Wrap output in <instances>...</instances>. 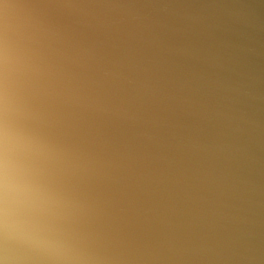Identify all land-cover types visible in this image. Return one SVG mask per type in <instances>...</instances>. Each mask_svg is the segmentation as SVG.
I'll list each match as a JSON object with an SVG mask.
<instances>
[{
    "label": "clouds",
    "instance_id": "obj_1",
    "mask_svg": "<svg viewBox=\"0 0 264 264\" xmlns=\"http://www.w3.org/2000/svg\"><path fill=\"white\" fill-rule=\"evenodd\" d=\"M0 264H264V0H0Z\"/></svg>",
    "mask_w": 264,
    "mask_h": 264
}]
</instances>
